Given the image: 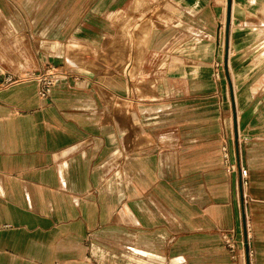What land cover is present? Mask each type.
<instances>
[{"label":"crops","instance_id":"crops-1","mask_svg":"<svg viewBox=\"0 0 264 264\" xmlns=\"http://www.w3.org/2000/svg\"><path fill=\"white\" fill-rule=\"evenodd\" d=\"M144 1L68 0L66 39L0 62V264H264V0H163L120 41Z\"/></svg>","mask_w":264,"mask_h":264},{"label":"rangeland","instance_id":"rangeland-1","mask_svg":"<svg viewBox=\"0 0 264 264\" xmlns=\"http://www.w3.org/2000/svg\"><path fill=\"white\" fill-rule=\"evenodd\" d=\"M2 4V0H0ZM12 7L10 12L12 18H14L17 25H19L18 17L19 12L22 16L25 29L15 36L18 41L13 39L14 34L5 33L3 28V22L5 18H0V62H18L22 60V64H29V60L33 57L31 47L33 45L32 38H34L35 30L43 31L42 38L44 40L62 38L66 39L67 32L70 29V24L73 20L68 19V0H8ZM136 1V0H135ZM156 3L143 2V6L133 7V11L136 13V17L132 20L124 22V34L120 38V41L126 43H134L139 46L146 47L147 41H143V37L146 31L152 30L157 23L153 22L156 18L158 23H168L160 16L159 8L162 5L163 0H155ZM37 26V29H35ZM161 27V26H160ZM52 31L60 32L58 35L51 34ZM39 37V36H37ZM47 44H45L44 50L47 51ZM69 49V45L67 46ZM9 54V59H3L5 54ZM75 54V55H74ZM70 53L68 58L72 57L75 63L81 65L82 60L88 54V51L80 47L75 53ZM71 59V58H70ZM63 63L67 64V58H63ZM25 76L22 72V77ZM131 78H134L131 73Z\"/></svg>","mask_w":264,"mask_h":264},{"label":"built area","instance_id":"built-area-1","mask_svg":"<svg viewBox=\"0 0 264 264\" xmlns=\"http://www.w3.org/2000/svg\"><path fill=\"white\" fill-rule=\"evenodd\" d=\"M58 75V72H55L54 70L52 71V69H46L45 71L37 73L35 75L32 74L27 79H30L36 83L39 97L47 98L54 86V82ZM246 173V170L241 169L240 175L242 179L246 177ZM222 242L225 248L230 252V254H233L236 248L234 232L223 234Z\"/></svg>","mask_w":264,"mask_h":264}]
</instances>
